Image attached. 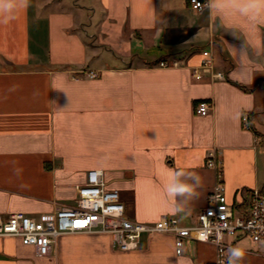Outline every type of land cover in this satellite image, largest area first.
I'll return each mask as SVG.
<instances>
[{"label": "crops", "instance_id": "0c3cea01", "mask_svg": "<svg viewBox=\"0 0 264 264\" xmlns=\"http://www.w3.org/2000/svg\"><path fill=\"white\" fill-rule=\"evenodd\" d=\"M206 1L196 10L189 0H12L0 15L1 216L75 206L93 168L144 223L197 224L218 169L233 204L264 186V24ZM203 50L223 78L192 77ZM167 58L180 65L158 64ZM199 100L208 114L196 113ZM211 153L220 167L208 166ZM173 173L193 189L175 200L165 193ZM225 240L245 251L240 264H264V243ZM216 253L188 239L178 255L162 233L123 251L110 234L81 232L39 256L0 236V264H213Z\"/></svg>", "mask_w": 264, "mask_h": 264}, {"label": "built area", "instance_id": "2783aa9c", "mask_svg": "<svg viewBox=\"0 0 264 264\" xmlns=\"http://www.w3.org/2000/svg\"><path fill=\"white\" fill-rule=\"evenodd\" d=\"M193 9L201 10L206 0H189ZM162 67H177L176 58L161 59ZM204 71H210L215 77L223 78L222 71L214 70L213 59L208 50L202 51L199 65L192 69V77L201 80ZM90 77L97 73L89 71ZM196 113L208 114L210 103L199 100ZM247 115L244 120H247ZM209 167H220L221 161L211 153L207 162ZM218 183L209 195L208 204L201 210L198 223L183 224L177 217L163 216L154 223H144L128 217L119 191L112 189L101 168L88 170L85 181L76 187L75 206H62L39 215L25 212H12L7 217L0 215V236H12L24 245L34 246L39 256L48 255L56 244L57 238L66 233H107L112 237V245L123 251L136 249L143 234H168L173 236L178 255L184 253L186 240L210 242L216 246V259L213 264H227L228 249L233 244L225 240L226 236L249 235L253 241L264 243V186L254 188L247 199V205L238 208L226 194L222 181V171L218 169Z\"/></svg>", "mask_w": 264, "mask_h": 264}, {"label": "clouds", "instance_id": "9594fccd", "mask_svg": "<svg viewBox=\"0 0 264 264\" xmlns=\"http://www.w3.org/2000/svg\"><path fill=\"white\" fill-rule=\"evenodd\" d=\"M29 5V0H24ZM216 6L217 10L227 9L236 15L245 18L253 26L264 24V0H209V7ZM14 9L12 0H0V15ZM2 22H7L6 20ZM178 173H173L165 185L166 196L175 200L178 196H184L193 191L188 183L177 179ZM227 264H240L244 259L245 251L239 247L228 249Z\"/></svg>", "mask_w": 264, "mask_h": 264}, {"label": "trees", "instance_id": "16d2710c", "mask_svg": "<svg viewBox=\"0 0 264 264\" xmlns=\"http://www.w3.org/2000/svg\"><path fill=\"white\" fill-rule=\"evenodd\" d=\"M247 199L248 198L246 197L243 202L237 203V204H235V206L238 207V208H243L244 209L246 207V205H247Z\"/></svg>", "mask_w": 264, "mask_h": 264}, {"label": "rangeland", "instance_id": "374dc122", "mask_svg": "<svg viewBox=\"0 0 264 264\" xmlns=\"http://www.w3.org/2000/svg\"><path fill=\"white\" fill-rule=\"evenodd\" d=\"M238 234H239V235H243V234H241V233H238ZM244 237H245L247 240H249V241L252 240V238H251L249 235H245ZM252 241H253V240H252ZM253 242H254V241H253Z\"/></svg>", "mask_w": 264, "mask_h": 264}]
</instances>
